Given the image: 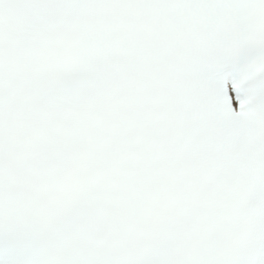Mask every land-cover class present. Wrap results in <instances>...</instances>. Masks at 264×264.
Returning a JSON list of instances; mask_svg holds the SVG:
<instances>
[{
  "label": "snow or ice",
  "instance_id": "snow-or-ice-1",
  "mask_svg": "<svg viewBox=\"0 0 264 264\" xmlns=\"http://www.w3.org/2000/svg\"><path fill=\"white\" fill-rule=\"evenodd\" d=\"M0 264H264V0H0Z\"/></svg>",
  "mask_w": 264,
  "mask_h": 264
}]
</instances>
